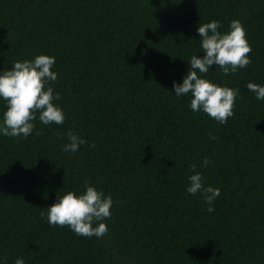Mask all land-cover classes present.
Instances as JSON below:
<instances>
[{"label":"trees","instance_id":"obj_1","mask_svg":"<svg viewBox=\"0 0 264 264\" xmlns=\"http://www.w3.org/2000/svg\"><path fill=\"white\" fill-rule=\"evenodd\" d=\"M213 19L222 32L240 20L252 49L247 68L204 74L240 89L226 124L173 89L204 54L198 24ZM39 54L56 57L66 119L0 135L7 264H264V100L247 88L264 84V0H0V69ZM68 131L88 141L74 154L62 150ZM193 164L220 188L213 212L186 191ZM86 184L113 197L102 237L41 215Z\"/></svg>","mask_w":264,"mask_h":264},{"label":"clouds","instance_id":"obj_2","mask_svg":"<svg viewBox=\"0 0 264 264\" xmlns=\"http://www.w3.org/2000/svg\"><path fill=\"white\" fill-rule=\"evenodd\" d=\"M222 23L211 20L198 24L202 56L193 54L189 60L190 67L182 82L173 81L174 94L177 97L191 93L190 108L194 112H204L221 124L234 115V105L240 89L218 84L208 78L207 74L215 65L222 69L225 76L235 74L239 69L247 68L252 59L249 55L251 45L247 39L242 22L233 19L226 31H220ZM56 57L39 54L32 59L17 60L10 68L0 69V100L6 103V109L0 117V135L13 138H27L36 127L37 116L44 125L63 124L66 114L55 103L61 99L52 82L58 79L54 71ZM247 88L254 93L257 100H264V84L248 82ZM39 134V133H37ZM67 143L62 150L76 153L88 141L80 134L68 131ZM210 135V139H215ZM93 142L90 147H95ZM212 161L204 157L201 167H207ZM189 175L186 191L192 195L198 193L208 205L207 211L215 210L214 202L220 196V188L207 184L203 174L195 171ZM111 194H105L93 184H86L84 191H67L57 196L56 201L47 207V223L53 226L67 225L78 236L102 237L109 227L105 222L112 217L113 206ZM0 264H7L6 257H0ZM15 264H26L23 257H17Z\"/></svg>","mask_w":264,"mask_h":264}]
</instances>
